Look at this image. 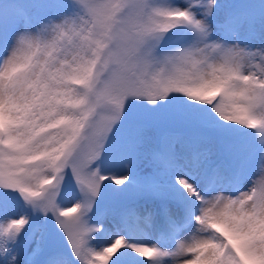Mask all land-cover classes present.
<instances>
[{
  "label": "snow or ice",
  "instance_id": "snow-or-ice-1",
  "mask_svg": "<svg viewBox=\"0 0 264 264\" xmlns=\"http://www.w3.org/2000/svg\"><path fill=\"white\" fill-rule=\"evenodd\" d=\"M0 264H264V0H0Z\"/></svg>",
  "mask_w": 264,
  "mask_h": 264
},
{
  "label": "rangeland",
  "instance_id": "rangeland-1",
  "mask_svg": "<svg viewBox=\"0 0 264 264\" xmlns=\"http://www.w3.org/2000/svg\"><path fill=\"white\" fill-rule=\"evenodd\" d=\"M235 126V125H234ZM245 131H253L250 129H244ZM151 134V133H149ZM258 179V172L253 169L250 173V178L245 179L241 185L242 188H248L250 187L253 180ZM78 193V189L75 187V182L72 180L66 181L65 186L62 188L61 198L63 199L66 206L73 205L76 199V195ZM8 210L10 214H17L19 211H21L17 204L15 202H10L8 206ZM106 224L111 227L112 226V218L109 216L108 220L106 221ZM99 236V234H96ZM105 242L101 238V241L94 242L99 246L100 243ZM61 243H63V238H61Z\"/></svg>",
  "mask_w": 264,
  "mask_h": 264
}]
</instances>
